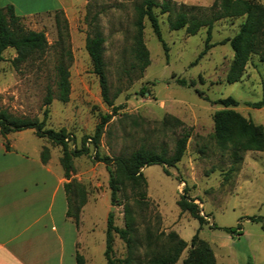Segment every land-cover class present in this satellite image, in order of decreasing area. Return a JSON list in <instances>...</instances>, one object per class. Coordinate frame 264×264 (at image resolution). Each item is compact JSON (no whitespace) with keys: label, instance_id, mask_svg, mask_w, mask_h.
I'll return each mask as SVG.
<instances>
[{"label":"rangeland","instance_id":"obj_1","mask_svg":"<svg viewBox=\"0 0 264 264\" xmlns=\"http://www.w3.org/2000/svg\"><path fill=\"white\" fill-rule=\"evenodd\" d=\"M142 1L85 0L68 16H60L61 38L54 12L21 19L24 28L43 31L47 45L16 67L11 63L15 50L8 47L2 52L0 109L41 119L46 89L50 86L55 90V65L63 58L69 70V99L61 102L53 98L45 126L65 128L74 137L69 138L68 146L78 147L84 135L93 134L101 117L110 114L97 148L87 142L88 152L72 158L69 196L74 205H81L79 253L84 264H106V217L111 212L114 224L126 228L130 219L125 215V205L130 208L137 239L132 248L133 264H146L152 252L165 251L171 244L169 232L187 243L173 264H183L194 233L210 245L215 264H264V150L243 151L237 169L230 172L229 151L218 148L212 137V115L223 107L214 101L227 96L239 102L234 110L264 129V106L245 104L264 98V57L252 53L240 78L233 83L225 80L233 58L229 38L238 32L245 16L213 20L210 47L198 58L207 27L189 34L185 27L170 29L169 17L178 10L193 17L212 16L218 11L217 0H154L157 6L153 11L167 54L144 17L142 37L149 64L138 76L137 72L127 71L134 63L136 8ZM164 1L172 10L161 12ZM253 1L264 4V0ZM96 29L104 37L105 70L116 113L102 100L84 47L86 35ZM261 45L264 47V35ZM180 77L193 79L194 87L179 85L176 79ZM27 129L37 143L34 145L46 146L55 167L63 171L59 163L61 146ZM184 133H188L184 153L174 166H167L169 174L163 171V164L142 167L147 182L146 202H138L129 181L122 179L118 180L116 198L111 200L106 164L96 160V151L110 158L128 155L141 146L171 153L176 138ZM109 167L114 172L112 162ZM183 193L198 205L204 217L201 225L188 212L180 211L176 201ZM223 227L235 230L230 233ZM112 238L114 256L125 257L123 239L115 232ZM148 241L152 242L150 247Z\"/></svg>","mask_w":264,"mask_h":264},{"label":"trees","instance_id":"obj_2","mask_svg":"<svg viewBox=\"0 0 264 264\" xmlns=\"http://www.w3.org/2000/svg\"><path fill=\"white\" fill-rule=\"evenodd\" d=\"M217 13L209 17H193L189 16L185 11L178 10L173 16L169 17V28L179 29L185 27L189 34H195L202 26L207 27V33L204 41V47L198 55V58L206 52L210 47V30L213 20L224 16H242L245 18L239 26V30L231 38L229 44L233 50V58L227 69L225 80L228 83L236 82L243 73L245 64L252 53H260L264 57V47L261 45L262 35H264V4L253 0H217ZM157 6L154 0H143L137 6L136 34L132 53L134 63L127 73L133 71L137 75H142L145 67L149 64L148 50L143 42V18L147 17L152 27L153 33L157 40L161 43L162 48L166 53V43L163 40L156 13L153 7ZM161 12L172 10L167 1L161 3ZM55 22L58 27V35L61 38L60 16L64 15L62 10H56ZM21 17L16 15L11 4L0 6V62L3 60L2 52L11 47L16 54L11 59L13 66H17L19 62L26 60L33 53L44 49L47 45V39L43 31L26 29L21 24ZM64 19V17H63ZM64 26L66 23L64 20ZM104 37L102 33L96 29L94 32L87 34L85 37L84 47L90 58L92 71L96 74L100 88V95L103 102L111 107L112 112L116 113L117 107L113 105V99L109 95V84L105 70L104 62ZM55 90L50 86L47 87L43 98V116L41 119L35 117L16 116L6 109H0V134L5 135L12 131L32 128L36 136L46 138L55 144L61 146L62 153L59 157V163L63 169L64 190L66 193L67 210L66 216L70 217L75 225L79 226L81 205H74L69 196L70 176L72 170V158L88 152L86 143L90 142L96 149L99 145L102 128L104 123L110 117V114L101 117L100 122L96 125L92 135H84L81 139L80 146H68V140H74L73 135L66 131L65 128L58 130L46 127L45 121L49 113L48 105L53 98L61 102H66L69 99L70 83L68 64L63 58L58 60L55 65ZM176 82L185 87H194L193 79L177 78ZM196 92L197 89H195ZM214 102L221 104L223 107L214 111L213 133L212 137L220 149L229 151L232 157V164L228 171L237 169L241 160V153L247 150H264V129L260 124L254 123L251 119L246 118L233 109L239 102L232 96L218 98ZM246 105L253 108L264 106V98L258 101H246ZM178 121V119H177ZM188 133H184L175 140L174 149L171 153L165 150L156 151L152 148L141 146L128 155H117L115 157L99 156L95 152L96 160L105 162L108 171V186L110 189L111 200H114L118 191V180H127L135 190V199L138 202H146V178L142 172V167L151 164H163V171L169 174L167 166H174L177 163L185 150ZM89 139V140H88ZM6 148H9L8 143L4 142ZM49 158L48 148L42 146L40 150V159L46 162ZM114 164V172L110 169L109 164ZM180 211H186L189 215L199 222L201 225L204 222V217L199 213L198 205L192 200L181 194L176 201ZM125 215L130 222L126 228H118L114 224L113 214L108 213L105 226V247L104 257L106 264H133V244L136 238L133 234L135 227L131 224V211L128 205L124 207ZM253 219V217H252ZM227 232L232 233L234 227H223ZM115 232L123 239L127 246V254L125 257L114 256L112 246V233ZM167 237L171 244L169 247L160 253L152 252L147 259L146 264H173L178 259L181 251L187 245L186 241L179 237L175 232H169ZM148 241L147 247L152 244ZM191 249L186 258L183 259V264H215L214 255L210 245L203 239L199 238L197 233H194L190 240ZM152 251V250H151ZM76 264H84V257L79 251L75 254Z\"/></svg>","mask_w":264,"mask_h":264},{"label":"crops","instance_id":"obj_3","mask_svg":"<svg viewBox=\"0 0 264 264\" xmlns=\"http://www.w3.org/2000/svg\"><path fill=\"white\" fill-rule=\"evenodd\" d=\"M84 1L0 0V6L11 4L27 19L56 10L68 16ZM32 136L28 129L0 134V264H76L80 225L66 216V179L51 157L41 161L42 146Z\"/></svg>","mask_w":264,"mask_h":264}]
</instances>
